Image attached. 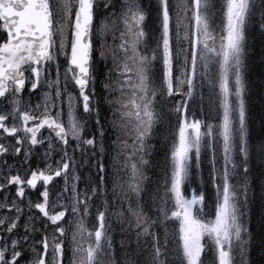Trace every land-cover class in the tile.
Here are the masks:
<instances>
[{
  "label": "snow or ice",
  "instance_id": "snow-or-ice-1",
  "mask_svg": "<svg viewBox=\"0 0 264 264\" xmlns=\"http://www.w3.org/2000/svg\"><path fill=\"white\" fill-rule=\"evenodd\" d=\"M100 3H103L105 10L113 6L112 0H0V23L6 33V39L0 42V133L14 137L16 141L15 145L8 146L0 143V172L8 173L3 175L4 182L0 183V191L15 185L17 197L23 199L26 188L36 189L37 183L42 182L43 203L32 205L29 199L28 207L29 211L32 207L38 209L45 220L38 229L32 223L34 217L29 216L28 222L20 225L24 229V235L18 236V224L23 209L13 200L12 208L8 210L14 211L15 215L0 217V264H25L27 252H31L33 256L28 264H116L111 238L108 235L111 225L106 223V219L109 216H118L123 221L125 212L131 217L129 228L135 233V248L131 253H125L133 259L124 261V264H206L202 259L206 250L213 256V264H216V260L218 264H234L236 252L240 253L243 260L247 254V242L244 241L243 234L247 229L241 223L238 206L240 195H237V192H240L246 204L248 188L245 183L238 189L231 181L237 168V154L242 157L245 175L249 171L248 160L253 147L264 160V140L255 146L249 140L246 128L245 86L241 74L246 24L257 12H260L261 20L264 21V0H225L220 5L225 22L220 26L218 36L210 30L209 0H194L192 13L195 31L191 37L187 31L183 36V39L188 41L187 48L180 46L179 13L176 16L174 37L169 0H160L161 33L157 49L153 50L151 56L139 52V45L145 38V15L138 5L135 8L129 5L123 20L126 34H121L122 43L119 45L125 62L118 64L115 54L112 53L113 67L109 69L106 78L110 77L113 71L120 70L119 83L128 85V90L132 93V98L121 104V107L133 109L120 113V116L123 121L134 120L135 123L125 122L117 125L109 122V127L116 132L114 139L106 136L107 130L100 123L99 100H93L97 82L94 53H99L100 61L106 60L104 36L108 26L104 20L97 19ZM185 28L187 29V25ZM125 35L130 39H125ZM157 50L160 51L162 64V91L159 93L153 87L149 76L151 66L157 59ZM61 56L67 65L63 73L59 63ZM213 62L219 68V106L222 109V117L218 125L209 124L206 131L202 132L201 121L189 122L187 119L188 101L193 98L197 85L203 83L204 78L208 76V66ZM198 66L203 71H199ZM53 72L55 79H52ZM231 77H234V81L230 84ZM69 83L76 87L79 101L68 91ZM26 85L29 86L27 90L30 95L44 87L49 91L42 92L43 99L40 103L33 107L29 100L22 110L18 97L25 91ZM185 85L187 92L182 91ZM102 88L105 92H111L107 84H102ZM119 91L123 93L124 87ZM157 95H181L183 100L175 106V111L183 114L184 119L179 126L178 141L170 153L171 168L164 181L163 192L157 189L156 195H150L146 209L141 195L145 191L143 183L146 177L137 164H148L144 159L147 154L146 139L151 135L153 125L161 117V114L155 111ZM78 103L82 105L84 113L95 116L97 131L90 134L91 138L83 137L84 124L75 114ZM6 105L11 106V111H4ZM65 115L67 127L63 120ZM42 129H47L52 135L45 138ZM70 138L75 144L71 149ZM128 139L132 140L131 144ZM54 140L60 145L59 149L53 143ZM108 140H111V143H108ZM217 142L220 148L219 169L216 167ZM45 143V160H53L54 152L59 153L60 159L46 163L44 169L31 170L34 155L32 149L37 146L43 148ZM202 143L210 152V175L218 201L214 205V219L207 221L201 218L204 215L205 203L203 192L197 195L195 190L191 189L189 199L183 191L191 169H200ZM111 149H119L114 159L123 155L125 163L122 167L129 171L127 192L123 198L115 195V166L111 168L112 175L108 176L104 164V157L110 154ZM22 150L23 157L17 161V165L26 166L28 171L25 176L30 172V178H22L19 174L10 175L17 165H9L5 159L9 155L20 157ZM77 152L80 155L79 160L76 158ZM93 166L97 176L95 182L90 179ZM84 168H89L90 174L84 177V187L81 189L78 169ZM70 175L71 184L68 183ZM106 177L112 181L111 192ZM56 178L64 179V187L58 191L53 184ZM50 184L53 185L51 202L48 188ZM128 193L135 199L129 197ZM110 195L114 198L111 202ZM97 199L101 200L103 207V210L96 208L99 227L94 233L87 232L88 237L94 236V243L84 247L82 243L77 242V235L82 237L86 231L83 219L75 225L78 231L69 234L72 221L66 217L69 213L74 217H87ZM170 200L174 203L175 211H170L167 207ZM113 207L120 210L112 212ZM0 208L7 209V204H0ZM148 211L156 212L157 219L149 216ZM173 219L179 221V261L169 249L168 234L165 233L162 238L153 230L158 227L157 220L164 223ZM49 227L52 228L50 233ZM36 232L41 234L39 245L33 240L28 248L24 249V245ZM205 237L209 238L211 248L203 243ZM142 239L146 246L144 249H141ZM66 243L71 251L67 260ZM121 246L124 247L123 242ZM128 246L131 247V242ZM37 247H41L42 252H38ZM145 252L149 255L142 259Z\"/></svg>",
  "mask_w": 264,
  "mask_h": 264
},
{
  "label": "trees",
  "instance_id": "trees-1",
  "mask_svg": "<svg viewBox=\"0 0 264 264\" xmlns=\"http://www.w3.org/2000/svg\"><path fill=\"white\" fill-rule=\"evenodd\" d=\"M188 2V1H187ZM183 4H186V1L183 2ZM182 8H185L181 4ZM251 60V69L250 71L252 75H255L254 79H250L251 81L255 82L253 84L252 90L250 92V99L253 98V101L255 100L257 103V109H255L257 116H260L259 124L263 123L262 132L264 130V52L263 53H256L255 55H252ZM253 64V67H252ZM254 73V74H253ZM119 74L117 72L116 78L113 80L114 84L118 82ZM112 75L106 78V76H102L100 81L101 84H109V80H111ZM176 86H174L175 89ZM158 90L162 91V88H159ZM188 88L187 85H185L182 89L183 92H187ZM122 98H126V102H128L131 97L132 93L129 92L123 96L120 95ZM105 97L99 96V106H100V119L104 118L106 119L107 126H104L106 131V136L115 138L116 132L112 130L109 127V122H114L115 124L119 125L121 123H125L120 116V113L126 111V109H121V106L119 104V108L114 109L111 105L107 104L108 101H106ZM178 99L183 100V97L181 95H173L172 97L167 96H161L157 95L156 98V104H155V111L157 113L161 114V117L157 123H155L151 130V135L146 139V141H149L150 148L147 150L146 158H150V164H148L149 172L144 176L146 179L143 183L144 192L141 194L143 197V201L145 202V208L147 209V203L149 201L150 195H156L157 189L162 193L163 192V185H164V170L162 167H160L156 162L155 158L159 156L160 158H165L169 156L168 154V148L171 147L173 139L174 142L176 138L178 137V131L179 126L182 123L184 116L181 113H177L175 111V106L178 104ZM192 103L193 98L188 101V109H187V119L189 120L194 114L192 111ZM128 110V109H127ZM253 110V109H252ZM102 125H105L104 123ZM87 132L89 134H95L96 132V125L95 123H92L88 126ZM87 138H91V136H88ZM123 138V137H122ZM252 138L251 142L252 145H257L258 142L261 140H264V132L260 136H254L252 135L250 139ZM257 144H256V141ZM129 141H132L129 139ZM128 141V142H129ZM110 143L111 140H108ZM147 145V142H146ZM166 152H165V151ZM110 159L108 160V162ZM137 166L140 168L139 163ZM94 167V166H93ZM106 168V167H105ZM108 170V176L112 175V172L109 168H106ZM204 175L207 176L206 172H202L200 175V180L196 183L191 184L192 186L198 185L201 192H203L205 199L209 197V194L212 193L213 190H210L206 184V181L204 179ZM194 177V176H193ZM97 180V177L95 178ZM117 181V187H116V197L123 198L124 193L127 192V183L129 181V174L126 178L119 177L116 173L115 177ZM209 179V178H208ZM240 176L235 173L232 178V183L235 184L236 181H238V184H235L237 188L239 189L241 186H243L245 183H247L248 188V201L245 204L243 202V196L240 194V201L242 202V214L245 224L248 225V240H249V248L251 251V259L249 264H264V160L260 158L258 153L255 150V147H253L250 158H249V172L248 176H245V181L240 180ZM96 180H93L95 182ZM106 180L109 185V192H111L112 187V181L108 180L106 177ZM210 180V179H209ZM240 180V181H239ZM129 197H131L133 200L135 197L128 193ZM114 198L110 195L109 201L111 202ZM124 207H127V204L124 205ZM169 209V205H167ZM93 211L96 213V208H100L97 200L94 201V206L91 207ZM101 209V208H100ZM103 210V209H101ZM120 209L113 207L111 208L112 212H118ZM170 210V209H169ZM147 214L151 216L153 219H157L158 214L154 211H148ZM116 217L118 216H109L110 225H112V228L115 230L114 237L115 240H117V244L113 246V250L117 252L118 255H121L122 258H124V252L129 247L128 244L131 242V246H135V233L129 228V221L131 220V217L128 216L127 212H125V216L123 221H121V218H117L116 223ZM172 220L166 221L164 223H160L159 220H157L158 227L154 228L153 230L156 231L162 238V234H165L168 232L167 229L163 228V226L171 224L174 226V223L171 222ZM177 229L179 230V225L176 223ZM123 230H119L122 229ZM113 231V230H112ZM112 240H114L112 238ZM122 242L124 243V247L121 246ZM146 247V246H145Z\"/></svg>",
  "mask_w": 264,
  "mask_h": 264
},
{
  "label": "rangeland",
  "instance_id": "rangeland-1",
  "mask_svg": "<svg viewBox=\"0 0 264 264\" xmlns=\"http://www.w3.org/2000/svg\"><path fill=\"white\" fill-rule=\"evenodd\" d=\"M222 0H209V3H210V5H211V9H216L217 7H220V5H221V2ZM159 3H160V0H156V5H159ZM183 6H187V8L189 7L188 5H186V4H184ZM73 11H75V9H73ZM127 14V12L126 11H123V12H121L120 13V18H119V21H118V23H116V22H114V21H112V17L111 18H108V16L107 15H105V17L103 18V20H104V22L106 23V25L108 26L107 28H108V30H110V32L112 33V32H114V30H116V33L118 34V24L119 23H124L123 22V20H124V16ZM103 15V12L99 15V19H102V16ZM192 15H193V13H192ZM212 15H213V12H211V10H210V19H209V24H210V30H212L213 31V33H214V35H219V32H217V30L219 31V29H220V27H215V25H214V22L212 21ZM255 17H259V18H261V16H260V12H257L255 15H254ZM111 19V20H110ZM182 21V20H181ZM193 21H194V23H195V20H194V18H193ZM223 23L225 22L224 21V18H223ZM156 23H157V26H156V29L157 30H155L154 31V37H155V43H156V46L154 47V50H156L157 49V41L159 40V38H160V33H161V17H160V14H159V11H158V13H157V19H156ZM185 23L183 24V29H181L179 32H180V37H181V43H180V46H183V44L184 43H187L188 44V41H185L184 39H183V36H184V34H185V31H187L188 32V29H186L185 28ZM216 28H217V30H216ZM188 34H189V36L191 37L192 36V28L190 29V31L188 32ZM109 36H110V34L108 33V31H107V29H106V31H105V36H104V38H109ZM117 37H118V35H117ZM245 38H246V31H245ZM109 39H112V37H110ZM211 43V42H210ZM217 45H218V43H219V41L217 40ZM150 46V44L148 45V47ZM244 47H245V41H244ZM112 50H113V48L112 47H108L107 49H105L104 48V51H105V56H106V58H109L110 56H111V54L112 53H115V56H116V61H117V63L118 64H122V63H124L125 62V56H124V53L123 52H117V51H114V52H112ZM156 54H157V59L159 60V62H160V65L162 66V64H161V60H160V51L159 50H157V52H156ZM61 58H64L63 56H61ZM112 59V58H111ZM242 60H243V63H242V67H241V74H242V78H243V82H244V86H245V80H246V76H248V71H249V68H248V66H247V63H248V57H246V55H243V57H242ZM113 66V65H112ZM60 70H61V72L63 73V68H61L60 67ZM198 70L199 71H203L202 69H199V66H198ZM218 77H219V68H218V65L215 63V62H213V63H211L209 66H208V76L207 77H205L204 78V81H203V83H201V84H198L197 85V87L195 88V90L193 91V97L195 98L196 97V95L197 96H199V98L201 99V100H203V102L201 103V104H199L198 106H197V108H199V110L202 112V116L198 119L199 121L202 119V118H204L205 119V126H201V131L202 132H205L206 131V126L207 125H209V124H211V125H213V126H215V125H218L219 124V122H220V119H221V117H222V109L220 108V106H219V81H218ZM52 79H55V74H54V72H53V75H52ZM248 79V78H247ZM234 81V77H231L230 78V84L232 83ZM248 84V83H247ZM122 85V84H121ZM44 88H46L48 91H49V89L47 88V87H44ZM68 91L69 92H71L72 93V95L74 96V97H76L77 98V100L79 101V97H78V91H77V89L74 87L73 88V85L71 84V83H69V86H68ZM36 93V92H35ZM244 93H245V91H244ZM37 98H38V100H42L43 99V96L42 95H39V94H37ZM20 100H21V109H24L23 107H22V103H24V104H26V102H25V100H23L24 98H19ZM194 102H195V100H194ZM38 103V102H37ZM40 103V102H39ZM233 103L235 104V98L233 97ZM206 112V114L205 115H203L204 113L203 112ZM67 112V108L65 107V113ZM246 116H247V112H246ZM63 119L65 120V121H67V116L65 115L64 117H63ZM193 121V120H192ZM30 126V125H29ZM215 127H214V129H213V133L215 134ZM2 134V133H1ZM51 134H43V136L45 137V138H47V137H49ZM7 140H8V142L9 143H7V145L6 146H8V145H13V141L14 142H16L15 141V138L14 137H9V138H7ZM55 142V140L53 141V143ZM54 144H56V147H57V149H59V147H60V145L59 144H57V143H54ZM71 147H75L74 145H70V149H71ZM38 146L37 147H34L33 149H32V151H33V153H34V155H33V157H32V161H34L36 164H37V166H39V161H38V158L37 157H35L36 156V154H37V152H39L38 151ZM216 148H217V165H216V167H217V169H219L220 168V148H219V143L217 142V144H216ZM9 149H11V147L9 148ZM46 149V148H45ZM44 148L41 150L42 151V154H43V152H44V150H45ZM70 149H69V151H70ZM58 154V159L56 160L55 159V156ZM70 154H71V151H70ZM21 155L23 156V150H22V152H21ZM10 157H11V159H12V161H18V160H20V158L19 157H13V156H11V155H9ZM52 156H53V160H48V161H46L45 159H43L42 161H43V163H44V167L43 168H45L46 167V163H53V161H58L59 159H60V155H59V153L58 152H54L53 154H52ZM236 159H240V156L237 154L236 155V157H235V163H236ZM9 160L7 159V162H8ZM11 161V162H12ZM239 163H240V161H239ZM205 166L206 167H208V168H210V166H209V159L208 160H206L205 161ZM18 167H20V166H18ZM195 168V167H194ZM35 170L36 168H34V167H31V170ZM196 169V168H195ZM24 170V169H23ZM25 173H26V171L23 173L24 175H25ZM210 173H211V170L208 172V178L210 179V181H211V183L212 184H214V182H213V180H212V177H211V175H210ZM30 174V173H29ZM195 176H197V177H199L198 176V173H197V175H195ZM192 177L191 176H189V179L187 180V182L185 183L187 186H189V182H190V179H191ZM61 180L63 181V184L61 185V186H59L60 185V183H61ZM69 181H72V179H71V175L69 176V178H68V182ZM219 181H216V183H218ZM53 184L55 185V189L58 191V190H60V189H62L63 187H64V179L63 178H57L56 180H54V182H53ZM235 184H238V182H236ZM186 185H184L183 187H185ZM195 187V186H194ZM48 188H49V192H50V196H49V199H50V202H51V200L53 199V195H52V192H53V185L52 184H50L49 186H48ZM38 189H40V191L41 192H43V187H42V182H41V184L39 185V187H38ZM191 189H194V188H191ZM195 190V189H194ZM183 191H184V189H183ZM216 191V190H215ZM196 192H197V190H195V194H196ZM185 194V196L187 197V198H191V192L189 193V194H186V193H184ZM237 194H239L238 192H237ZM33 196V194L32 193H30L29 192V189H27V190H25V197L24 198H26V202H27V204H29V199L31 200V204L32 205H35L36 204V202H35V200H34V198L32 197ZM23 198V199H24ZM66 202V201H65ZM218 201H217V194H215V198H213V199H211V200H209L208 201V203H204V212H205V214H207V215H209L210 217H211V219H214V205L217 203ZM38 203V202H37ZM39 203H42V200H39ZM12 205V204H11ZM168 205L169 206H171L172 205V208H173V211H175L176 210V208H175V206H174V203L170 200L169 201V203H168ZM28 206V205H27ZM197 207H199V206H197ZM29 209V208H28ZM33 211H36V212H38L39 214H40V221L41 220H43L42 218H41V213L39 212V210L38 209H36L35 207H32V209H31V211H29L28 212V210L26 209H24L23 210V217L28 221V217L29 216H31V217H33L34 216V218L35 219H37V215H33ZM31 213H32V215H31ZM8 215H10V213H7ZM66 219H69V220H71L72 221V225H71V227H69V234L70 233H72V232H77L78 230H77V228H76V224L78 223V218L77 217H74V216H72L70 213H69V215H68V217L66 218ZM44 221V220H43ZM172 221H175L174 219L172 220ZM247 224L245 225V227L247 228ZM66 227H68V226H66ZM170 229V231H171V233L170 232H167V234H168V237H169V247H172L173 246V242H176V243H178V240L177 239H175L174 238V235H175V233H176V229H175V227L174 226H172V227H170L169 228ZM97 230V227H94L93 225H91L90 226V229L88 230V231H85L84 233H83V236L81 237V235H77V242L78 243H82V245L83 246H85V247H87L89 244H92V243H94V236L93 237H88V235H87V232H95ZM52 231V228L50 227L49 228V230H48V232L50 233ZM177 237H178V235H177ZM90 240H91V242H90ZM36 242V244L38 243L37 242V240L35 241ZM102 243H103V241H102ZM39 244V243H38ZM27 248H28V245H27ZM37 251L38 252H42V248L41 247H37ZM29 255H31L30 256V259L29 258H27ZM49 255H50V253H49ZM69 256H71V251L69 250V248H68V245H67V243L65 244V260H67V258L69 257ZM33 259V256H32V254H31V252H27V254H26V256H25V264H28V262L29 261H31ZM142 259H146V255H144V257H142ZM206 264H213V256H212V259L210 260V261H208V260H206ZM216 264H218V260H216Z\"/></svg>",
  "mask_w": 264,
  "mask_h": 264
}]
</instances>
